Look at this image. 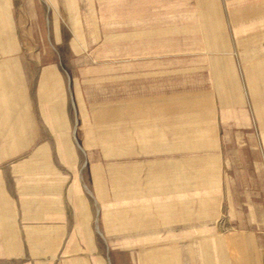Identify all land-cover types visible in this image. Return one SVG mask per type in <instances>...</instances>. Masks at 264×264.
<instances>
[{
    "label": "crops",
    "instance_id": "obj_1",
    "mask_svg": "<svg viewBox=\"0 0 264 264\" xmlns=\"http://www.w3.org/2000/svg\"><path fill=\"white\" fill-rule=\"evenodd\" d=\"M57 2L0 0V264H106L109 250H126L123 221L107 213L105 183L100 178L98 188L93 185L75 160L60 163L61 150L70 156L74 148L56 63L43 62L57 58L42 49L46 19L49 35L58 41ZM180 12L202 22L193 27L211 28L215 42L242 47L223 52L230 62L214 69L219 104L211 102V118L164 117L151 125V139L216 140L206 174L202 151L195 152L190 175L182 146L173 150L165 143L163 152H154L165 165L163 177H151V264H214L216 251L226 254L222 264H252L246 224L264 225V0H194L190 8L181 0ZM32 61L41 64L39 102L49 104L39 118L26 96L30 77L38 74ZM183 101L201 105L190 96ZM224 205V219L233 228L220 236ZM94 221L104 245L90 242ZM84 236L90 245L79 239ZM77 252L84 260H76ZM62 253L71 256L61 258Z\"/></svg>",
    "mask_w": 264,
    "mask_h": 264
},
{
    "label": "rangeland",
    "instance_id": "obj_2",
    "mask_svg": "<svg viewBox=\"0 0 264 264\" xmlns=\"http://www.w3.org/2000/svg\"><path fill=\"white\" fill-rule=\"evenodd\" d=\"M58 1V41L49 35L46 19L42 49L57 58L43 62L56 63L68 121V142L75 154L69 156L61 150L60 163L75 160L97 188L101 178L106 186L109 217L123 221L126 250H109L106 264H151V177H163L165 165L164 157L154 152H163L165 143L173 150L182 146L188 151L190 175L195 169V152L202 151L199 158L204 161L206 174L212 166L211 150L216 141L207 137L182 141L151 139V125L158 126L164 117L175 120L181 116L188 122L196 117L211 118V102L216 99L219 104L212 86L214 69L230 62L223 58L227 57L223 52H234L242 45L217 43L211 28L193 27L202 22L187 18L186 12L181 16V0ZM182 1L190 8L194 0ZM47 9L45 4V14ZM32 62L38 74L30 77L26 96L39 118L49 104L46 100L39 102L41 64ZM184 96L194 97L201 105L196 108L194 101L181 102ZM128 100L130 106L125 104ZM218 109L221 112V107ZM58 146L62 149L61 139ZM18 158L12 157V161ZM220 179L225 183L227 178ZM92 200V213L97 219L94 197ZM221 215L220 236L233 228L224 219L227 205ZM239 221L245 227L242 218ZM97 225L94 221V240L90 238V242L104 245ZM130 227L138 229L131 231ZM245 230L252 233V264H264V236L260 234L264 225L256 221L246 224ZM79 239H86L90 245L88 236ZM216 253L212 252L214 264H222L226 254L215 256ZM65 255L62 253L61 258L71 256ZM77 255L83 254L77 252L76 260H84Z\"/></svg>",
    "mask_w": 264,
    "mask_h": 264
}]
</instances>
